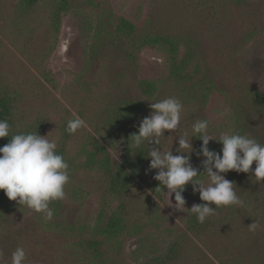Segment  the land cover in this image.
I'll list each match as a JSON object with an SVG mask.
<instances>
[{
  "label": "rangeland",
  "instance_id": "1",
  "mask_svg": "<svg viewBox=\"0 0 264 264\" xmlns=\"http://www.w3.org/2000/svg\"><path fill=\"white\" fill-rule=\"evenodd\" d=\"M19 2L0 0V80L16 98V129L35 126L57 139L70 180L64 199L50 204L51 219L25 205L0 213V264H11L20 246L25 264H144L172 247L173 264H264V228L249 230L254 221L264 226V183L248 186L255 180L249 173L239 183L226 174L245 206L217 208L194 233L190 208L205 202L190 183L185 211H178L174 194L154 179L158 170L148 168L120 194L104 169L87 166L84 152L98 142L104 150L97 158H112L126 140L123 129H138L150 104L169 96L184 105L182 128L207 119L216 136L242 127L264 143V111L253 98L254 90L264 91V0H68L57 30L48 18L55 0L28 14L19 13ZM121 17L134 24L132 36L117 31ZM155 34L175 38L176 47L143 42ZM142 82L152 86L148 93ZM202 83L211 86L208 95ZM131 101L140 109L129 108ZM120 107L128 114L121 128L112 121ZM76 116L87 126L69 133L67 121ZM161 139L176 154L178 134L166 130ZM192 144L191 162L203 172L204 158L196 155L202 140L192 137ZM209 147L219 151L222 144L212 140ZM116 210L121 230L101 233ZM91 241L99 242L98 252Z\"/></svg>",
  "mask_w": 264,
  "mask_h": 264
},
{
  "label": "clouds",
  "instance_id": "2",
  "mask_svg": "<svg viewBox=\"0 0 264 264\" xmlns=\"http://www.w3.org/2000/svg\"><path fill=\"white\" fill-rule=\"evenodd\" d=\"M150 108V115L141 120L138 131L129 136V148L133 153L147 150L146 156L151 158L149 170H158L154 179L160 182L163 191L167 189L164 191L167 195L174 194L175 209L185 211L183 193L189 183L193 192L199 193L201 201L205 202L193 204L190 208L199 223L215 215L221 206L244 207L245 200L238 193V186L227 179L226 174L233 170L250 173L255 178L253 182L264 183V143L249 133L238 131H223L216 136L210 131L207 119L196 120L190 130L182 128L184 105L175 96L157 100L150 104ZM86 126V121L76 116L67 121L66 131L76 133ZM166 130L178 134L176 154L172 145L168 147L162 142ZM5 137L11 139L0 146V190H4L10 200L51 219L53 210L50 204L64 199L65 186L70 180L69 164L57 152V139L38 131L13 134L10 123L0 119V138ZM192 137L202 140L196 155L204 158L201 161L203 172L191 162V154L195 151ZM212 140L222 144L219 151L209 147ZM262 228L264 226L256 221L249 225L253 232ZM26 259V250L20 246L12 253L11 264H25Z\"/></svg>",
  "mask_w": 264,
  "mask_h": 264
},
{
  "label": "trees",
  "instance_id": "3",
  "mask_svg": "<svg viewBox=\"0 0 264 264\" xmlns=\"http://www.w3.org/2000/svg\"><path fill=\"white\" fill-rule=\"evenodd\" d=\"M235 1L240 4L245 2V0H235ZM43 4H44V0H20L18 5V11L21 14H28L29 12L38 9V7L42 6ZM52 4H50V7L48 8L49 9L48 18L50 19L52 27L55 30H57L60 26L62 13L67 11L69 2L68 0H55V3ZM116 28L118 32L127 36H132L135 32L134 24H132L129 20L122 17L118 19ZM97 39H98L97 47L101 49L102 39L100 38ZM160 39L166 40L171 47L173 48L176 47V39L171 36H165L163 34L145 36L143 42L147 44H153L155 42H159ZM180 67L181 65H178L177 69H180ZM177 69H175L174 71L177 72L178 71ZM141 87L145 92L148 93L152 86L148 82H142ZM201 87H203L204 90L202 94L204 93L208 95L211 86H209V84L202 83ZM253 94H254L253 98L255 99L254 104L264 111V91L259 89L254 90ZM15 99L16 98L14 92H12L7 85L1 83L0 80V119H6L10 123L13 134L20 132H26V133L36 132L38 128L35 126L33 127L31 126L25 131H21V130L19 131L16 129ZM128 104L130 106L129 108L131 109H140V105L134 101H131ZM125 110H126L125 108L120 107L119 112H116V115L112 119L113 123L119 128L122 127L120 122H122L123 119L128 117V114ZM117 119H120V121H118ZM123 130H125L126 132V140L123 143V146H121V148H119L116 151L115 155L112 158L109 155L103 156L101 158H97L98 151L104 150L103 146L98 142H94V146H95L94 150H84L86 155L85 163L87 164V166H95L97 164L99 165L100 168L104 169L109 175V183H110L109 186L111 190L120 194H123L126 191H128L129 188H131L133 185L137 183L138 179L144 176L147 169L149 168V162L151 159L150 157L146 156V151H147L146 149L133 153L129 148L128 138L132 133L137 132L138 129H123ZM238 132L244 134L243 128L241 127V131L238 130ZM10 139L11 137L0 138V146L7 144L10 141ZM58 153L63 155L62 150H59ZM252 167L253 169L255 168V166ZM229 172H231L232 176L234 177V181L237 180V183H239L241 179L243 180V176L245 178V175L248 174V173H238L234 170ZM249 175L251 176L250 173ZM256 185H258V183H255L252 181V179H250L248 186L255 187ZM249 198H252V196H249ZM247 203L249 204V202ZM19 205L20 204H18L17 201L10 200L5 195L4 190H0V213H5ZM120 210L122 209L120 208ZM120 210L119 211L116 210L108 217L107 221L103 224L102 228H100L101 233L116 235L118 231L121 230L124 223L122 220V215L120 214ZM204 223H199L198 220L195 219L190 223L189 226L190 230H192L195 233V231L197 232L199 228H201L202 226L209 225L211 222L209 221V224L207 222L206 224ZM213 227L214 225L212 226V228ZM99 245L100 244L98 241H91L87 244V246L93 249L95 252L98 250ZM173 250L174 248L172 247L166 256H160L144 264H173L172 262H174V260L177 259L175 256H173Z\"/></svg>",
  "mask_w": 264,
  "mask_h": 264
}]
</instances>
